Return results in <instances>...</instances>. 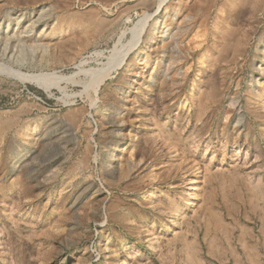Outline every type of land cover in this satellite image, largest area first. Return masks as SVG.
<instances>
[{"label":"rangeland","instance_id":"obj_1","mask_svg":"<svg viewBox=\"0 0 264 264\" xmlns=\"http://www.w3.org/2000/svg\"><path fill=\"white\" fill-rule=\"evenodd\" d=\"M159 1L0 0V264H264V0H168L144 64L87 89Z\"/></svg>","mask_w":264,"mask_h":264},{"label":"bare ground","instance_id":"obj_2","mask_svg":"<svg viewBox=\"0 0 264 264\" xmlns=\"http://www.w3.org/2000/svg\"><path fill=\"white\" fill-rule=\"evenodd\" d=\"M167 1L168 0H160L159 1V4H158V9L156 12L154 13H148L144 20L140 23L141 24V28L139 29V26H138V31H136V29L134 30V32H138L137 34V37H136V42L134 44H132L131 47H129V49H126L125 51H119L118 50H114L113 51V56L114 59L112 61H110L107 65H104L102 69L100 70H97L94 74H92V77L90 75V82L88 83L89 85L87 86L88 88L87 89H90V91H92L93 93H97L98 89L101 88V86L108 80V78H110L112 76V72L121 67V66H125L127 67V70H128V73L130 72V70L133 68V64L131 63V56L134 54H136L137 56V65H143L144 64V60H145V57L147 55V48L146 46H148L149 48L150 47H153L155 44H157V33H158V30H159V27H160V23L158 22V19H157V14L160 12L161 14L163 13L162 19H165L164 20V24H163V27L162 29H166L167 28V31H169L171 28V23L169 22V16H170V13L168 12V8L167 7ZM172 1V0H171ZM170 1V2H171ZM173 2V1H172ZM188 2V1H187ZM151 3V2H150ZM170 4V3H169ZM198 4V3H197ZM191 6V5H190ZM180 7V6H179ZM50 8V7H49ZM188 8V7H187ZM191 8V7H190ZM208 8V7H207ZM176 10V9H175ZM236 10V9H235ZM173 11V10H172ZM165 12V13H164ZM175 12V11H174ZM31 13V12H30ZM43 13L44 12H41L38 17L35 15V14H31L30 15V25L27 26L25 29L26 31L25 32H21L19 36H24L25 38L27 39H30L32 38V36H34L35 32H36V28L38 27V25H40L43 20H44V16H43ZM177 13V12H175ZM73 15V14H72ZM88 16V15H87ZM37 17V18H36ZM78 17V16H77ZM86 18V17H85ZM75 17L73 16H63L61 18H54L53 20V23H52V26H51V30H50V33L49 35L50 36H53V37H58V38H64L65 36H69L70 34H73V27L75 25L79 26V27H83L82 24H85L86 22V19H85V22L81 24H79L78 22H76L75 20ZM77 19V18H76ZM25 15L21 14L19 15L16 19H15V26H16V30L18 29H21V28H24V25H25ZM82 20V19H81ZM92 20V19H91ZM102 21V20H101ZM89 22V20H88ZM93 22V21H92ZM151 22V23H150ZM190 22V21H189ZM111 23V22H110ZM105 25V24H104ZM110 25V24H109ZM241 25V24H240ZM48 24L47 25H44L43 28L41 29L42 30V33H47L49 31V28H47ZM186 27V26H185ZM206 27V26H205ZM240 27V26H239ZM100 28V27H99ZM107 28V27H106ZM83 29V28H81ZM98 29V28H97ZM108 29V28H107ZM86 30V29H85ZM92 30V29H91ZM162 30V31H163ZM98 31V30H97ZM96 31V32H97ZM203 31V29H202ZM237 31V30H236ZM88 32V30H87ZM240 32V30H239ZM10 33V30H7L5 32V34H9ZM17 34H19V31L16 32ZM237 33V32H236ZM14 34V33H13ZM104 35V34H103ZM232 35V34H231ZM22 36V37H23ZM71 36V35H70ZM99 36V35H98ZM4 37V36H3ZM13 37V36H12ZM12 37L10 36H6L5 37V41H4V48L3 50L0 49V56H2L3 58L7 59V60H11L13 61V59H16L15 58V54L12 53L11 50H9V47H10V42L12 40ZM16 37V36H15ZM21 37V38H22ZM82 37V36H81ZM88 37V36H87ZM232 37V36H231ZM238 37V35L236 36V38ZM17 38V37H16ZM15 38V39H16ZM67 38V37H66ZM74 38V36H73ZM77 38V37H76ZM75 38V40H76ZM90 38H92L91 36H89L88 38H86L84 42H82V45L84 43V47L87 46L89 43H90ZM239 38V37H238ZM81 39V38H80ZM94 39V38H92ZM173 39V38H172ZM245 39V38H244ZM58 40V39H57ZM62 40V39H60ZM59 40V41H60ZM65 40V39H64ZM68 40V39H66ZM83 40V39H82ZM80 40V41H82ZM237 40V39H236ZM29 41V40H28ZM239 41V40H238ZM259 41V46H257L256 48V53H257V56L261 57L262 58V61L260 62L261 64L258 65V63H254V71H257L261 74V78L256 80L257 83H261L263 81V77H262V74L264 73V69H263V66H264V40L261 39L258 40ZM71 41H69L68 43H70ZM2 43V42H1ZM51 43V42H50ZM54 43V42H53ZM241 43V42H239ZM244 43V42H243ZM257 43V42H256ZM18 44H24L23 40H20L18 39ZM47 44V43H46ZM55 44V43H54ZM59 44L56 43V45ZM67 44V43H66ZM72 44H73V41H72ZM74 44H77L76 42ZM81 44V43H80ZM230 44V43H229ZM50 45V44H49ZM48 45V46H49ZM68 45V44H67ZM81 45V47H82ZM144 45V46H143ZM178 45V44H177ZM41 46L45 49H48V46H46L45 44H41ZM60 47V46H59ZM58 47V48H59ZM77 47V46H76ZM79 47V46H78ZM82 47V48H84ZM247 47V46H246ZM14 48H17V45H15ZM51 48V47H50ZM57 48V50H58ZM62 48V47H61ZM163 48V47H162ZM239 48V47H238ZM241 48V47H240ZM11 49V48H10ZM78 50V49H77ZM85 50V49H84ZM47 51V50H46ZM139 51V52H138ZM74 52V51H73ZM137 52V53H136ZM182 52V51H181ZM240 52V51H239ZM238 54V53H237ZM54 55V54H53ZM73 55L71 52L67 55H65L64 57L66 58H69V57H72L73 58ZM77 56V55H76ZM228 56V55H227ZM236 56V55H235ZM49 58V57H48ZM192 58V57H191ZM224 58V57H223ZM229 58V57H228ZM47 59V58H46ZM62 60V56H54V57H50L47 61V63L49 65H52L54 62L58 61V60ZM174 59V58H173ZM172 59V60H173ZM234 59V58H233ZM60 60V61H61ZM171 60V61H172ZM175 60V59H174ZM173 60V61H174ZM15 61V60H14ZM20 61V60H19ZM73 61H75V59H73ZM172 61V62H173ZM21 62V61H20ZM23 62V60H22ZM177 63V62H176ZM12 72L11 75L15 76V77H18L20 79H24V80H28L34 84H36L38 87L40 88H43L45 90H49L50 89V86H47L46 84V79L47 77L49 76H54V74H35V73H31V72H23L21 70H13V71H10ZM55 72V71H54ZM142 74V73H141ZM259 74V75H260ZM131 75V74H130ZM129 75V76H130ZM228 75V74H227ZM56 76V75H55ZM54 76V77H55ZM128 76V77H129ZM213 78V77H212ZM52 79V78H51ZM59 79V78H58ZM69 80V79H68ZM231 80V79H230ZM58 81H63V80H58ZM216 81V80H215ZM58 83V82H57ZM50 85V84H48ZM223 86V85H222ZM52 87V86H51ZM91 93V92H90ZM90 93L88 92L87 96L90 97ZM95 103V102H94ZM93 104V103H92ZM238 104V101L236 100H233L231 102V107H234L236 108ZM103 112V111H102ZM242 123V120H238L237 121V124H241ZM240 126V125H239ZM37 130V129H36ZM37 137V136H36ZM112 158V156H111ZM110 158V159H111ZM111 162V161H109ZM115 166V165H114Z\"/></svg>","mask_w":264,"mask_h":264}]
</instances>
